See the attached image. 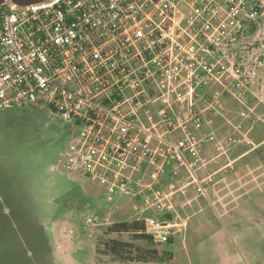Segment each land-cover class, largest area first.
Instances as JSON below:
<instances>
[{
  "label": "built area",
  "instance_id": "1",
  "mask_svg": "<svg viewBox=\"0 0 264 264\" xmlns=\"http://www.w3.org/2000/svg\"><path fill=\"white\" fill-rule=\"evenodd\" d=\"M263 19L264 0L6 1L0 110L37 107L67 122L77 150L65 164L98 182L108 201L143 197L146 215L134 220L166 243L185 225L177 194L194 185L206 195L209 175L199 170L253 145L243 123L193 131L219 113L218 99L263 120ZM205 144L216 151L208 160Z\"/></svg>",
  "mask_w": 264,
  "mask_h": 264
},
{
  "label": "rangeland",
  "instance_id": "2",
  "mask_svg": "<svg viewBox=\"0 0 264 264\" xmlns=\"http://www.w3.org/2000/svg\"><path fill=\"white\" fill-rule=\"evenodd\" d=\"M258 36L264 39V19ZM257 76L264 79V69ZM215 107L219 113L194 129L197 137L243 123L257 146L237 145L219 164L201 168L200 177L209 175L206 195L194 185L177 194L186 201L185 225L170 244L107 233L114 222L145 216L144 198L121 194L108 201L98 182L68 167L77 144L67 122L46 109L0 110V264H264V106L257 112L263 120L241 116L245 108L233 98L218 99ZM202 149L205 160L216 154L211 144ZM105 237L153 246L172 258L112 261L97 252Z\"/></svg>",
  "mask_w": 264,
  "mask_h": 264
},
{
  "label": "trees",
  "instance_id": "3",
  "mask_svg": "<svg viewBox=\"0 0 264 264\" xmlns=\"http://www.w3.org/2000/svg\"><path fill=\"white\" fill-rule=\"evenodd\" d=\"M107 233H129L133 240L153 243L152 237L145 232L144 224L140 220L114 222L107 227ZM172 239L170 238L166 244H170ZM98 244L100 247L98 246L97 252L108 255L112 261L162 262L172 258L171 253L160 251L153 246L144 248L134 245L133 242L121 241L112 237H105Z\"/></svg>",
  "mask_w": 264,
  "mask_h": 264
},
{
  "label": "water",
  "instance_id": "4",
  "mask_svg": "<svg viewBox=\"0 0 264 264\" xmlns=\"http://www.w3.org/2000/svg\"><path fill=\"white\" fill-rule=\"evenodd\" d=\"M6 1H10L18 6H25L31 3H38V2H42L45 0H0V4L6 2Z\"/></svg>",
  "mask_w": 264,
  "mask_h": 264
},
{
  "label": "crops",
  "instance_id": "5",
  "mask_svg": "<svg viewBox=\"0 0 264 264\" xmlns=\"http://www.w3.org/2000/svg\"><path fill=\"white\" fill-rule=\"evenodd\" d=\"M255 146H257V144Z\"/></svg>",
  "mask_w": 264,
  "mask_h": 264
}]
</instances>
